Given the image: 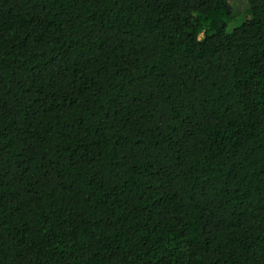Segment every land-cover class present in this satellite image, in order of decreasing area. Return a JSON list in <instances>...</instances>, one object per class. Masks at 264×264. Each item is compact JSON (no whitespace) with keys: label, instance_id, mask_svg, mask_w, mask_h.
Wrapping results in <instances>:
<instances>
[{"label":"trees","instance_id":"1","mask_svg":"<svg viewBox=\"0 0 264 264\" xmlns=\"http://www.w3.org/2000/svg\"><path fill=\"white\" fill-rule=\"evenodd\" d=\"M0 0V264H264V0Z\"/></svg>","mask_w":264,"mask_h":264},{"label":"rangeland","instance_id":"2","mask_svg":"<svg viewBox=\"0 0 264 264\" xmlns=\"http://www.w3.org/2000/svg\"><path fill=\"white\" fill-rule=\"evenodd\" d=\"M229 5L232 9L235 19L228 25L227 32H230L234 26L242 22L247 14V4L245 0H229Z\"/></svg>","mask_w":264,"mask_h":264}]
</instances>
